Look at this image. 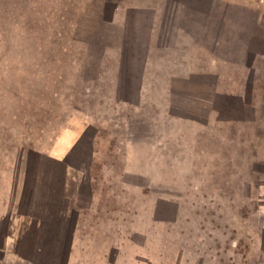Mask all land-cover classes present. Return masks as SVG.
Returning <instances> with one entry per match:
<instances>
[{"label": "crops", "instance_id": "crops-1", "mask_svg": "<svg viewBox=\"0 0 264 264\" xmlns=\"http://www.w3.org/2000/svg\"><path fill=\"white\" fill-rule=\"evenodd\" d=\"M207 1L215 0H165V23L150 24L147 44L119 41L117 56L94 61L100 102L86 108L83 126L59 124L45 147L33 134L17 149L5 144L0 264H121L120 250L148 246L139 239L150 241L152 227L156 235L159 202L173 206L175 160H214L224 139L248 141L246 121L222 117L217 83L228 76L226 49L238 62L239 49L264 42L260 17L256 10L244 43L226 30L230 4L209 24L221 9ZM207 78L215 82L203 95L190 90Z\"/></svg>", "mask_w": 264, "mask_h": 264}, {"label": "rangeland", "instance_id": "rangeland-1", "mask_svg": "<svg viewBox=\"0 0 264 264\" xmlns=\"http://www.w3.org/2000/svg\"><path fill=\"white\" fill-rule=\"evenodd\" d=\"M227 3L231 14L226 16V30H236L240 41L245 43L248 33L253 34L256 10L261 25L257 32H264V0L207 1V9L216 4L221 9L209 24H219ZM164 7L165 0H0V151L7 143L14 149L27 145L32 134L45 147L57 126L70 119L83 126L86 108L100 102V85L92 72H101L102 65L94 61L117 56L119 41L137 38L147 44L155 34L150 24L157 19L165 23L158 15ZM64 12L66 19H59ZM68 39L74 42L66 47ZM260 46L239 49L238 62L235 49H226L232 57H222L229 60L223 69L228 76L217 83L222 117L246 121L243 133L248 141L224 139L222 154L214 160L202 154L175 160L173 206L159 202L156 235L152 227L150 241L139 239L148 246L120 250L121 264H264ZM250 50L259 53L242 56ZM214 82L191 81L190 90L203 95ZM200 106L196 109L202 115Z\"/></svg>", "mask_w": 264, "mask_h": 264}, {"label": "trees", "instance_id": "trees-1", "mask_svg": "<svg viewBox=\"0 0 264 264\" xmlns=\"http://www.w3.org/2000/svg\"><path fill=\"white\" fill-rule=\"evenodd\" d=\"M64 7H65V5H64ZM66 8V7H65ZM72 11H68V13L67 14H69V13H71ZM66 12H64V13H62V14H60V15H58L59 16V19H66V14H65ZM57 19H58V17H57ZM61 33L62 32H60V35H61ZM74 41H73V39H68V40H64V42L63 43H65V45L64 46H66V47H68L70 44H72Z\"/></svg>", "mask_w": 264, "mask_h": 264}, {"label": "flooded vegetation", "instance_id": "flooded-vegetation-1", "mask_svg": "<svg viewBox=\"0 0 264 264\" xmlns=\"http://www.w3.org/2000/svg\"><path fill=\"white\" fill-rule=\"evenodd\" d=\"M263 36H264V32H263ZM259 49H262V51L264 52V42L261 44Z\"/></svg>", "mask_w": 264, "mask_h": 264}]
</instances>
